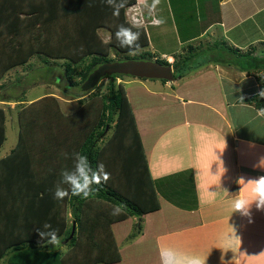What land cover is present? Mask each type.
Masks as SVG:
<instances>
[{
	"label": "crops",
	"instance_id": "obj_1",
	"mask_svg": "<svg viewBox=\"0 0 264 264\" xmlns=\"http://www.w3.org/2000/svg\"><path fill=\"white\" fill-rule=\"evenodd\" d=\"M20 1L0 0V56L11 51L7 39L18 28L30 34L23 27ZM131 7H137L142 20L134 25L148 32V49L170 63L189 43L208 48L226 41L246 50L264 42V0H159L155 5L154 0H137ZM160 19L164 23L157 25ZM194 20L200 27L191 28ZM257 74L264 72L249 75L212 61L172 81L140 80L149 88L144 95L135 85L127 88L160 208L143 215V232L132 240L128 237L138 217L112 225L121 261L111 264H164V250L179 258L199 257L205 264H264V210L253 202L254 183L249 181L264 176V108L243 101L262 91ZM0 102L6 112L13 107L11 101ZM24 161L20 165L30 160ZM44 163L37 160L34 168L0 188V264H45L37 232L45 222L63 240L61 202L54 198L59 171L54 162L50 167ZM239 197L252 204L249 215L233 212L231 202ZM66 211L72 220L71 209ZM31 240L38 242L37 249L15 250Z\"/></svg>",
	"mask_w": 264,
	"mask_h": 264
},
{
	"label": "trees",
	"instance_id": "obj_2",
	"mask_svg": "<svg viewBox=\"0 0 264 264\" xmlns=\"http://www.w3.org/2000/svg\"><path fill=\"white\" fill-rule=\"evenodd\" d=\"M116 2L123 4L118 15L113 14V8L108 6L105 0L20 1L19 13L26 15L23 17V27L24 25L28 27L29 36L36 35L37 38L35 36V40L29 37L26 39L24 31L20 33L18 28L15 36L7 39L6 46L17 48V53L7 51L5 55L0 56V68L3 69L0 70V81L8 70L28 62L34 54H38L44 56H42L44 63H50V58L64 59L63 63L60 61L51 63L63 64L64 76L70 86L80 87L101 64L123 60L121 55V58L112 59V50L117 54L141 51L139 56L126 59L155 60L163 64H172L175 79L212 61L224 65H235L247 71L249 75L264 72V42L258 43L260 46L253 44L246 50L230 45L226 41L216 42L213 44L214 47L208 48H204L203 44L189 43L183 52L175 55L174 62L170 63L147 49L150 41L145 27L136 26L128 20L127 9L135 5L137 0H116ZM121 24L140 32L138 49L120 46L115 38V31ZM102 28L110 30L109 40H103L100 36L99 30ZM18 45L21 47H17ZM206 49L212 50L207 52ZM258 50L263 54L256 53ZM202 54H207L209 58L191 64L193 59ZM124 76L128 75L105 76L104 78L109 79L107 90L88 96L89 99L86 102L89 108L96 105L90 106L92 102H96V99L102 104V112L94 122L89 123L86 120L83 108L86 97L79 99L82 107L72 118L63 115L59 111L61 109H53L55 105H51V110L53 109L54 112L52 116L59 122L48 120L39 123L20 114L17 144L7 156L0 158V188L9 185V182H13L16 177L23 176L28 167L34 168L37 160L45 162V167H50L54 162L53 166L59 171L61 180V170L73 167V153L76 152L87 155L93 168L102 162L106 171L110 173V179L106 183L93 186L94 191L87 199L69 196L59 200L61 202L58 214L59 222H61L60 236L67 241L68 250L61 251L60 248L54 251L45 250V257H42L45 264L119 262L121 254L112 225L130 216L138 217L128 237V240H132L143 232V215L160 208L127 87L125 83L117 82L118 78H124ZM256 77L261 89L264 90L262 76L257 74ZM162 81L168 80L162 79ZM3 95H0V101L14 99L10 95ZM69 95L72 96L71 93ZM48 99L58 101L55 97ZM243 101L252 103L258 108H264V96L259 94L247 97ZM41 113L44 115V109ZM64 119L69 120L64 121ZM81 119H83L81 126L83 128L78 127ZM114 121L116 123L112 125ZM37 125H41L43 130ZM112 127L111 136L105 140L103 136ZM6 138L7 112L0 106V149ZM29 144H33L34 147H29ZM26 159L30 161L26 165H20ZM60 186L67 187V185ZM48 198L56 204L55 199L51 196ZM67 208L71 209L72 220L69 219ZM116 208L120 209L118 213H114ZM42 242L41 240L39 243ZM29 243L31 244L14 246L15 250H23L26 247L37 249L38 242L31 240ZM47 246L48 244L44 243V248ZM39 260L42 259L39 257Z\"/></svg>",
	"mask_w": 264,
	"mask_h": 264
},
{
	"label": "rangeland",
	"instance_id": "obj_3",
	"mask_svg": "<svg viewBox=\"0 0 264 264\" xmlns=\"http://www.w3.org/2000/svg\"><path fill=\"white\" fill-rule=\"evenodd\" d=\"M136 12H139L137 7H129L127 9V18L130 17L132 20V17L138 16ZM132 24V20L128 19ZM142 21V20H140ZM137 24H139L137 22ZM137 26V25H136ZM192 29H195L197 27H200V24H198V20H194L190 24ZM167 31H170V29ZM161 33V32H160ZM100 36L103 38V40H109L111 38V32L108 28H102L99 30ZM162 34V33H161ZM28 34L26 36V39L29 37L32 40H35V36H29ZM169 37H173V34L169 33ZM37 38V36H36ZM28 42V41H27ZM21 47V46H17ZM169 47V46H168ZM148 49V48H147ZM12 53H17V48L12 47L11 51ZM141 51H132L129 53H119L117 54L114 50L111 52V58L112 59H121L125 60L128 57H134L139 56ZM156 53L158 56H161L162 54ZM43 55L34 54L28 62L13 67L12 70L8 71L5 75V77L0 81V95H10L12 98L15 99V101H11V106L9 111L7 112V116L9 121L7 122V138L5 143L0 149V157L7 155L12 148L15 146V144L18 141L19 137V126L18 121L20 120V114L21 116H28L29 118L34 119L36 122L43 123L48 120H52L55 122H59L57 118L53 117L52 114L53 109L58 108L60 112L63 113V115H68L67 117L72 118V116H75L78 114V110L82 107V102L79 100L80 98L86 97L87 99H84L86 102L89 97H91L95 93H103L107 90V86L109 84V79L104 78L101 80V82L93 89L88 92H84L81 90L80 87H74L70 86L68 81L65 79L64 76V65L60 64L57 65L56 63H51L52 61H60L63 63L65 61L64 59H52L50 58V63H44L42 60ZM44 57V56H43ZM209 58L207 54H202L198 56V58L193 59L191 64H195L201 60H205ZM117 61V60H116ZM55 66V68H53ZM56 66H60V68H57ZM264 77V74H262ZM121 79L125 80H134L129 81L125 83L126 87H133L138 89L140 92V95H144L149 88L145 87V85H142L140 80H144L143 78L134 77V76H124V78H118L117 82H123ZM124 83V82H123ZM2 84V85H1ZM69 93L72 94V96L69 95ZM81 97H78L80 96ZM58 98V101L55 102L48 98L55 97ZM76 96V97H74ZM89 96V97H88ZM40 97V99L37 102L28 101L32 98ZM44 97V98H43ZM13 100V99H12ZM33 102V103H32ZM1 103V102H0ZM9 104V103H8ZM96 104L89 108V104L87 102L85 103V106H83L85 114H86V120L88 122H94L96 121L101 112H102V104L99 100L96 99L95 103H91V105ZM4 104H1L2 106ZM51 105H55V107H52ZM3 107V106H2ZM4 108V107H3ZM5 109V108H4ZM44 109V115L41 113V110ZM88 111V112H86ZM50 112V114H48ZM9 114V115H8ZM69 119H64V121H68ZM83 119H81V122L78 127L82 126ZM116 121L112 123V125H115ZM38 128L42 129L41 125H37ZM75 127V125H73ZM83 128V127H81ZM113 132V127L111 129H108L103 136L106 140L111 136ZM102 137V138H103ZM102 139V140H104ZM129 223L124 224V226H128ZM60 246V247H59ZM60 248L61 251H67V241L62 240L58 246H52L51 244H48L47 248H43L47 251H54L58 250ZM9 264L11 262L8 260ZM7 262V263H8ZM17 264V263H16Z\"/></svg>",
	"mask_w": 264,
	"mask_h": 264
},
{
	"label": "clouds",
	"instance_id": "obj_4",
	"mask_svg": "<svg viewBox=\"0 0 264 264\" xmlns=\"http://www.w3.org/2000/svg\"><path fill=\"white\" fill-rule=\"evenodd\" d=\"M105 2L113 8L114 15H118L120 8L123 7V4L117 3L116 0H105ZM157 3H159V0H154V5ZM155 23L159 25L164 23V21L160 19L156 20ZM115 38L121 47L129 49H138L140 47V32L133 31L131 27H126L123 24L119 25L115 31ZM259 95L264 96V90ZM73 161L72 168L66 167L61 170L60 185H67V187H56L54 198L57 200H63L69 196H78L82 199H87L94 191V185L106 183L110 179V173L106 171L105 165L102 162L93 168L87 155L81 154L80 152L73 153ZM249 181L254 183L252 191L255 199L253 202L257 209L264 210V176ZM251 205L246 197H239L231 202L233 212L239 211L243 215H249ZM119 211V208L114 209V213H118ZM37 232L45 244H51L54 247L60 244L59 230L53 228L51 223L45 222L42 229H37ZM162 256L164 257V264H205V260L202 261L199 257L195 256L179 258L172 250L162 251Z\"/></svg>",
	"mask_w": 264,
	"mask_h": 264
},
{
	"label": "water",
	"instance_id": "obj_5",
	"mask_svg": "<svg viewBox=\"0 0 264 264\" xmlns=\"http://www.w3.org/2000/svg\"><path fill=\"white\" fill-rule=\"evenodd\" d=\"M114 74L168 81L175 79L172 64H163L155 60L126 59L101 64L88 76L80 88L84 92L93 90L105 76Z\"/></svg>",
	"mask_w": 264,
	"mask_h": 264
},
{
	"label": "built area",
	"instance_id": "obj_6",
	"mask_svg": "<svg viewBox=\"0 0 264 264\" xmlns=\"http://www.w3.org/2000/svg\"><path fill=\"white\" fill-rule=\"evenodd\" d=\"M137 14H139L138 12H136ZM136 17H133L134 20H132L133 23L139 22L140 17L135 15Z\"/></svg>",
	"mask_w": 264,
	"mask_h": 264
},
{
	"label": "flooded vegetation",
	"instance_id": "obj_7",
	"mask_svg": "<svg viewBox=\"0 0 264 264\" xmlns=\"http://www.w3.org/2000/svg\"><path fill=\"white\" fill-rule=\"evenodd\" d=\"M143 79H146V78H143Z\"/></svg>",
	"mask_w": 264,
	"mask_h": 264
}]
</instances>
